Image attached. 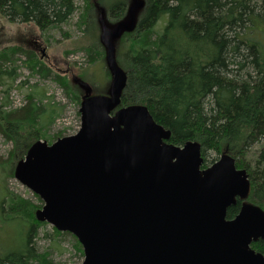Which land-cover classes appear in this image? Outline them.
<instances>
[{
	"label": "water",
	"instance_id": "1",
	"mask_svg": "<svg viewBox=\"0 0 264 264\" xmlns=\"http://www.w3.org/2000/svg\"><path fill=\"white\" fill-rule=\"evenodd\" d=\"M144 6L130 0L113 26L98 7L108 92L94 95L74 77L83 90L80 130L35 141L14 176L43 199L38 221L76 236L82 264H264L251 247L264 238V210L248 201L247 171L226 152L202 168L199 142L174 145L146 105L121 106L128 74L116 41L136 29ZM239 200L238 214L227 218Z\"/></svg>",
	"mask_w": 264,
	"mask_h": 264
},
{
	"label": "trees",
	"instance_id": "2",
	"mask_svg": "<svg viewBox=\"0 0 264 264\" xmlns=\"http://www.w3.org/2000/svg\"><path fill=\"white\" fill-rule=\"evenodd\" d=\"M108 1L97 0L91 6L96 15L85 11L81 19L92 36L86 49L93 63L104 57L95 33V6L105 7L116 22L126 16L130 3ZM77 8L75 0H0V19L34 22L46 32L60 28ZM4 38L0 29V92L7 100L20 55L33 74L47 77L53 71L36 51L5 45ZM116 45L119 63L128 74L121 105H146L172 132L169 142L174 145L199 142L203 167L210 152L231 155L249 175V200L264 210V0H145L136 29L125 32ZM53 76L80 104L79 85L58 73ZM46 92H29L28 102L16 109L0 102V134L14 142L12 159H22L34 141L50 138L45 128L55 120L57 109ZM1 164L0 179L8 167ZM3 194L1 220L16 221L24 230L16 252H0V264H54L49 252L40 251L34 242L38 227L44 225L35 217L36 205L12 192ZM241 203L228 209L227 218L237 215ZM252 247L264 254V238Z\"/></svg>",
	"mask_w": 264,
	"mask_h": 264
},
{
	"label": "rangeland",
	"instance_id": "3",
	"mask_svg": "<svg viewBox=\"0 0 264 264\" xmlns=\"http://www.w3.org/2000/svg\"><path fill=\"white\" fill-rule=\"evenodd\" d=\"M96 1L75 0L76 7L78 8L72 18L62 24L60 28L51 29L46 32L41 31L34 22H12L7 18L0 19V29L5 37L4 44H17L23 46L25 49H33L52 69L53 75L58 73L66 76L71 82L74 77L80 78L83 76L88 81V85L92 86V94H106L110 85L109 75L106 71V60L102 57V59L96 58L94 63L90 61L92 57L86 48L92 41V36L89 32H86V20L81 21L85 11L90 14L91 10L95 14V9L92 7L94 4L96 5ZM115 1L119 0H110L108 2ZM99 6H95L98 13ZM100 8L105 10V18L109 21L108 25L113 26L114 21L109 18L107 9L103 6H100ZM98 25H96L97 31L95 33L99 38L100 26ZM92 27L95 30V26L92 25ZM99 49L102 52L104 51L102 46ZM19 59L21 60L18 62L19 68H17L15 73L17 79L15 86L8 93L7 100H4V93L0 92V102H6L8 105L7 109H16L24 106L28 102L29 92L34 90L42 91L44 89L47 91V96L53 99L57 109V116L45 128V133L50 138L48 139L46 136V138L41 139L53 142L59 137L75 134L81 126L80 104L75 102L66 93V89L54 80L53 75L44 77L42 73L33 74L24 64L26 57L20 55ZM74 91H78L77 87ZM13 146L14 142L12 140L0 134V163L2 162V166L8 164L7 170H3L2 179H0V206L6 201L4 200V191H8L28 199L37 208H41L44 205V201L39 195L14 177V167L20 159H12L11 151ZM253 148L255 149V147H252L250 154H253ZM220 156V154L210 152L207 166L218 160ZM248 201L251 202L250 200ZM8 221V219L5 221L1 220L0 216L1 253L8 251L16 252L19 248L17 247V243L24 230H22L19 223L17 225L16 221L15 223H8ZM37 230V236L33 237L35 245L40 251L49 252L54 264L83 263V247L73 234L60 231V233L56 232L58 230L47 222H44V225L38 227Z\"/></svg>",
	"mask_w": 264,
	"mask_h": 264
}]
</instances>
